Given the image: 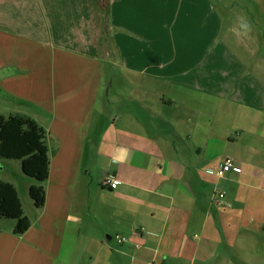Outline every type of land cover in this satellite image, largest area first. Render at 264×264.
<instances>
[{
	"label": "crops",
	"instance_id": "0c3cea01",
	"mask_svg": "<svg viewBox=\"0 0 264 264\" xmlns=\"http://www.w3.org/2000/svg\"><path fill=\"white\" fill-rule=\"evenodd\" d=\"M107 5L104 33L93 0H0V116L49 157L0 264H264V0ZM106 65L130 93L100 102ZM226 158L241 172L207 173Z\"/></svg>",
	"mask_w": 264,
	"mask_h": 264
},
{
	"label": "trees",
	"instance_id": "16d2710c",
	"mask_svg": "<svg viewBox=\"0 0 264 264\" xmlns=\"http://www.w3.org/2000/svg\"><path fill=\"white\" fill-rule=\"evenodd\" d=\"M106 18L108 5H105ZM18 160L24 176L34 179L39 185H31L28 196L36 208L45 201L41 183L48 177L49 157L44 130L31 118L23 115L0 116V160ZM13 220L14 235H21L30 227L24 216L16 188L0 181V221Z\"/></svg>",
	"mask_w": 264,
	"mask_h": 264
},
{
	"label": "rangeland",
	"instance_id": "374dc122",
	"mask_svg": "<svg viewBox=\"0 0 264 264\" xmlns=\"http://www.w3.org/2000/svg\"><path fill=\"white\" fill-rule=\"evenodd\" d=\"M94 4L96 5V11L98 13V16L100 17V20L103 25L104 33L108 32V17L106 18V11H105V5L107 4V0H93ZM106 36L103 37V48L104 53H106L109 58V50L107 51V44H106ZM106 77L104 78V87L103 91L101 92V98L100 102L103 100L106 101V94H129L130 89H128L126 86L122 85L121 79L126 74L124 71L120 69V67L106 65ZM112 80V81H111ZM112 82V84H111ZM157 87H159L157 85ZM136 93H139V91H135ZM105 97V98H104ZM110 112L113 108V106L108 105L107 107ZM1 110V107H0ZM1 113L4 114V112L1 110ZM0 180L6 181L8 183H11L14 185V187L17 190L18 196L20 198V201L22 202L23 209L25 213H29V208H32V200L28 196V187L30 185H39L37 181H35L32 178L26 177L22 174L20 169V161L18 160H0ZM5 222H13V220H6Z\"/></svg>",
	"mask_w": 264,
	"mask_h": 264
},
{
	"label": "built area",
	"instance_id": "2783aa9c",
	"mask_svg": "<svg viewBox=\"0 0 264 264\" xmlns=\"http://www.w3.org/2000/svg\"><path fill=\"white\" fill-rule=\"evenodd\" d=\"M230 172L238 174L241 172V168L238 166V164H236L232 159H229V158L224 159L217 169L207 171L208 174L213 175L219 179L224 178L226 174ZM118 185H119V182L115 179H112L111 177H105L101 181V186L103 188H108L110 190L116 189ZM223 197H224V194L219 193L217 195V198L213 200V204L218 205L220 200L223 199ZM115 239L120 243L125 242V239L121 238L120 236H115Z\"/></svg>",
	"mask_w": 264,
	"mask_h": 264
},
{
	"label": "clouds",
	"instance_id": "9594fccd",
	"mask_svg": "<svg viewBox=\"0 0 264 264\" xmlns=\"http://www.w3.org/2000/svg\"><path fill=\"white\" fill-rule=\"evenodd\" d=\"M240 28L246 33L248 30H250V25L247 22H244L243 20L240 23ZM241 33H237V35H240Z\"/></svg>",
	"mask_w": 264,
	"mask_h": 264
}]
</instances>
